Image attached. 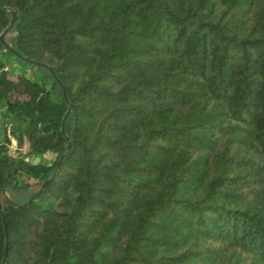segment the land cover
Returning <instances> with one entry per match:
<instances>
[{"label":"trees","instance_id":"trees-1","mask_svg":"<svg viewBox=\"0 0 264 264\" xmlns=\"http://www.w3.org/2000/svg\"><path fill=\"white\" fill-rule=\"evenodd\" d=\"M12 11L0 264H264V0H0V36Z\"/></svg>","mask_w":264,"mask_h":264},{"label":"rangeland","instance_id":"rangeland-1","mask_svg":"<svg viewBox=\"0 0 264 264\" xmlns=\"http://www.w3.org/2000/svg\"><path fill=\"white\" fill-rule=\"evenodd\" d=\"M2 58L5 61L8 70H10V72L12 73V76H16L18 74H25L31 78H37V79L40 78L38 77L40 76L39 75L40 70L37 66L29 64L19 59V57L13 54H9L7 49L5 48H2ZM48 81H49L48 84H51L52 81L50 80ZM1 135H3L2 126H0V138H2ZM10 148L15 154H17L18 152L27 153L29 150L27 142H25L24 146L22 147H18V144L16 143V145L11 146ZM26 158L28 159V161H30L33 159V156L27 155ZM55 159H56V154L52 152H48L42 157V162L51 165L55 161Z\"/></svg>","mask_w":264,"mask_h":264},{"label":"water","instance_id":"water-1","mask_svg":"<svg viewBox=\"0 0 264 264\" xmlns=\"http://www.w3.org/2000/svg\"><path fill=\"white\" fill-rule=\"evenodd\" d=\"M10 10H11V9H10ZM12 12H13V17H12L11 23H10V25L8 26V28L5 29V31H4V32L1 34V36H0V40H1L2 44H3L4 46H6V47H10V46H9V44L7 43L6 39H5V34L9 31V29H10L11 26H12V24L15 22V20H16L17 17H18V13H17V11H12ZM12 50H13V49H12ZM12 52H14V51H12ZM15 54H16V56H19L17 53H15ZM51 71H52V74L55 76V78L58 80V77H57L56 73H55L53 70H51ZM64 92H65V91H64ZM65 94H66V93H65ZM65 96H66V95H65ZM66 98H67V97H66ZM71 110H72V105L70 104V105H69V109H68V111H67V113H66V115H65V117H64V121H65L66 117L69 115V113L71 112ZM0 120H1V119H0ZM1 121H2V120H1ZM64 121H63V126H62V129H63V130H64ZM69 147H71V143L69 144ZM64 157H65V154L61 156V158H60L59 161H58L57 168H56L54 174H53L48 180H46V181L44 182V184L42 185L40 191H42L43 189H45V187H46L47 185H49V184L51 183V181L56 177V175H57V173H58V171H59V168H60V166H61V163H62ZM40 159H41L40 157H36V158L34 159V162H33V163H34V164H37V163L40 161ZM38 193H39V192H37L36 194H34L33 196H31V198H30V200H29L28 202H26V203H24V204H17V206L22 208V207H25V206L29 205V204L33 201V199L36 197V195H38ZM0 208H2L1 202H0ZM4 221H5V223H6L5 216H4ZM6 233H7V234H6V237H7V242H8L7 224H6ZM7 249H8V243H7L6 251H5L4 264H5V260H6Z\"/></svg>","mask_w":264,"mask_h":264},{"label":"built area","instance_id":"built-area-1","mask_svg":"<svg viewBox=\"0 0 264 264\" xmlns=\"http://www.w3.org/2000/svg\"><path fill=\"white\" fill-rule=\"evenodd\" d=\"M7 136H8V138L11 140V143L9 144V147H11V146H13V145H16V143H17V140H16V138L13 136V134H12V131H11V125H8V127H7ZM0 140H1V138H0ZM26 160L28 161V159L26 158Z\"/></svg>","mask_w":264,"mask_h":264}]
</instances>
